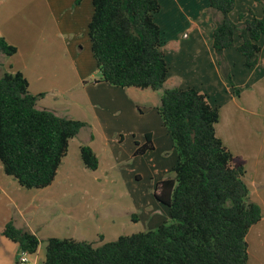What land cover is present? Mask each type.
Here are the masks:
<instances>
[{"label": "crops", "instance_id": "obj_1", "mask_svg": "<svg viewBox=\"0 0 264 264\" xmlns=\"http://www.w3.org/2000/svg\"><path fill=\"white\" fill-rule=\"evenodd\" d=\"M76 1L0 0V37L17 49L12 56L0 53V76L21 72L31 94H44L37 101L38 109L86 124L69 141L48 187H21L0 163V264H20L17 244L1 234L9 221L40 241L37 252L27 255L23 264H43L48 238L98 247L122 235L155 230L170 219L168 208L155 197V188L173 177L178 156L172 137L158 111L146 108L143 91L102 81L88 35L92 0ZM157 1L160 9L154 20L168 65L163 89L194 88L218 107L215 134L234 162L243 164L249 199L262 213L246 235L247 264L250 259L264 264V36L254 67L244 65L238 35L234 46L223 52L231 86L212 48L219 15L209 0ZM263 4L264 0H236L230 18L234 22L240 14L249 18L250 10L260 18ZM148 133L153 148L135 155ZM83 145L97 156L96 170L85 168L80 156ZM105 196L110 200L95 206ZM83 197L94 201L77 202Z\"/></svg>", "mask_w": 264, "mask_h": 264}, {"label": "trees", "instance_id": "obj_2", "mask_svg": "<svg viewBox=\"0 0 264 264\" xmlns=\"http://www.w3.org/2000/svg\"><path fill=\"white\" fill-rule=\"evenodd\" d=\"M209 2L219 15L212 48L226 81L233 86L223 52L234 46L238 35L237 49L244 65L257 64L264 36V4L260 18L250 10L249 18L240 14L234 22L230 13L236 0ZM92 4L88 35L102 81L120 88L162 90L158 114L172 137L178 161L173 177L157 183L155 197L168 208L170 220L155 230L122 235L98 247L86 241L48 238L43 264H247L246 235L261 219V209L249 199L243 164L234 162L215 134L218 107L194 88L163 89L168 65L162 33L154 20L158 1L92 0ZM16 52L0 37V53L12 56ZM43 96L29 92L21 72L0 76V163L4 173L26 189L52 184L69 141L86 126L38 109L37 101ZM145 138L135 155L153 148L151 134ZM80 156L85 168H98V158L89 146L80 147ZM1 234L17 244L19 255H34L40 244L36 235L11 221Z\"/></svg>", "mask_w": 264, "mask_h": 264}, {"label": "rangeland", "instance_id": "obj_3", "mask_svg": "<svg viewBox=\"0 0 264 264\" xmlns=\"http://www.w3.org/2000/svg\"><path fill=\"white\" fill-rule=\"evenodd\" d=\"M137 91H143V96H142V99L145 100L146 104H147V107L148 109H154L155 111H158V108L160 106V100H161V96H162V91H153V90H150V89H147V90H140V89H136ZM82 135V134H81ZM82 137V136H80ZM110 197H99L96 201H95V206L97 207H101L100 206V203L103 204V202L107 199H109ZM72 198L69 199V201L71 200ZM78 201L77 202H86L85 204H90L91 202L90 201H94V200H90L89 198H86V197H83L82 199L81 198H78L77 199ZM74 201V200H73ZM72 201V202H73ZM84 204V203H83ZM103 211V210H101ZM105 212V211H103ZM170 220V219H169ZM133 231V230H132ZM124 232H131V231H128V230H125ZM45 245V244H44ZM94 247H97L96 245H93ZM44 247V246H43ZM248 262V261H247ZM249 264H256L254 263V260L250 259L249 261Z\"/></svg>", "mask_w": 264, "mask_h": 264}, {"label": "built area", "instance_id": "obj_4", "mask_svg": "<svg viewBox=\"0 0 264 264\" xmlns=\"http://www.w3.org/2000/svg\"><path fill=\"white\" fill-rule=\"evenodd\" d=\"M27 253L26 252H22L21 254H20V258H19V263L20 264H23V263H25V262H27L28 261V257H27Z\"/></svg>", "mask_w": 264, "mask_h": 264}]
</instances>
